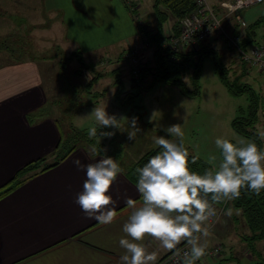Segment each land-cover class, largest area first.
Masks as SVG:
<instances>
[{
    "label": "crops",
    "instance_id": "1",
    "mask_svg": "<svg viewBox=\"0 0 264 264\" xmlns=\"http://www.w3.org/2000/svg\"><path fill=\"white\" fill-rule=\"evenodd\" d=\"M131 1L137 8L138 0ZM210 1L212 4L216 2ZM32 2L36 0H30V4ZM39 2L41 9H49V18L45 15V22L49 30L53 28L58 33L62 51H72V55L78 54V57H81L101 50H106L108 55L117 48H122L123 51L136 50L142 62L151 58L152 48L144 47L121 0ZM24 8L37 10L38 7L28 5ZM142 8L141 5L140 9ZM255 8L239 13V24L229 23L232 28H237L240 40L251 38L247 29L248 25L253 23L250 18H256ZM5 9L9 11L3 9L11 16L9 19L15 20L20 27L30 24L33 33L37 24L43 23L30 21L21 7L16 8L13 5L6 6ZM144 13L150 17L148 11ZM232 18L231 15L228 19ZM258 19H263L264 22L263 16L254 20ZM151 22L154 25V18H151ZM262 22L254 28L255 33L251 34L255 39L253 45L264 42ZM171 24H165V34L171 33ZM214 38L210 37L207 42L216 49L221 48L225 64L236 63L233 61L232 52L229 49L225 51L223 45L219 44L220 41ZM124 43L127 45L126 49L122 46ZM122 53L115 55L117 59H122ZM101 57V63L105 65L104 56ZM44 65L45 62L30 60L28 57L0 64V186L29 161L48 155L59 140L57 124L53 116L50 117L47 113V109L50 111L52 107L50 96L53 93L43 78ZM231 66L238 67L235 64ZM239 66L241 71L238 70L236 75L242 76L246 83H249L247 80L255 78L257 73L264 74V70H258L257 66H246L241 62ZM129 67L126 66L127 69ZM115 68L118 73L120 68ZM127 72L131 73L130 70ZM131 80L130 74L129 81ZM262 89L264 90V80L259 83L260 92ZM41 109L45 110L43 117H29L30 113ZM105 148L108 152L105 155L94 154L85 147L75 148L56 166L23 180L16 188L0 197V264H121L120 257L125 250L119 246V240L126 237L122 228L132 211L125 200L131 198L136 201L138 207L142 205V197L136 189V184L125 172L149 149L139 148L133 156L129 151L122 149L123 157H115L110 153V145L105 144ZM109 156L119 162L124 171L123 174H118L110 189V195L117 204L115 207H109H113L116 218L110 224H101L95 219L87 218L81 207L75 203L78 193L83 190L86 174L85 171L78 170L73 161L79 158L87 165L96 162L98 158ZM224 206L222 211L218 206L215 207L216 213H219L218 217H221L213 224L206 222L209 236H201L200 243L208 249L216 240L224 245V252L230 250V253L228 256L221 253L219 257L210 258L205 264H231L235 257H244L245 264H250L251 261L252 264H264V240L256 241L252 247H247L243 237L249 230L241 210L230 205L229 201ZM229 210L230 215L227 214ZM231 233L234 237H230ZM138 243H141L147 252L156 254L155 263L169 252L163 248L160 241L150 236ZM182 243L187 242L182 241L180 244Z\"/></svg>",
    "mask_w": 264,
    "mask_h": 264
},
{
    "label": "rangeland",
    "instance_id": "2",
    "mask_svg": "<svg viewBox=\"0 0 264 264\" xmlns=\"http://www.w3.org/2000/svg\"><path fill=\"white\" fill-rule=\"evenodd\" d=\"M39 1L36 0V2L30 4V0H0V26L2 28L0 30V64L23 59L31 55L51 57L50 60L47 59L49 61L45 62L43 78L47 83V87H50L53 93L50 96L52 105L50 111L60 120L62 127L66 131L69 130L71 132L73 129L78 128L77 130L88 132L91 127L97 128L99 125L95 121L92 111L95 107L105 108L109 115L115 114L118 119L121 118L119 130L106 128L107 131H115V136L118 135L115 142H118V144L122 143L125 152L129 151L128 153L133 156L136 155L139 148L140 150L142 148L151 149L158 146L154 143V138L158 136H165V138L179 143L178 138L169 136L164 132V129L169 126L179 125L184 133L183 144L188 148L189 153L206 161L212 169L218 166L221 159L220 149L215 145L216 138H227L233 142L243 138L246 142L258 144L253 139L237 134L231 126L232 119L236 115L245 116L247 114L249 105L252 104L253 96L247 91L240 95H233L227 90L215 73L213 55L205 54L202 58L201 72L198 79L199 95H188L185 93L186 91L191 93V90L195 87L190 70L183 76V86L161 81L147 82L143 80L141 87H135L129 81L130 74L127 72L130 69V59L128 58V61L123 60L126 54L129 53L128 50L123 51L122 48H117L115 52L108 55L106 50H101L96 53L90 52L81 57H74L71 54L72 51H62L60 49L62 46L58 42V33L53 28L49 30V26L45 22V15H47V19L49 18V9H45V7L41 9ZM152 2L154 0H138L136 3H139L140 6L142 5L143 8L140 9L138 5L134 11H131L125 6L124 0H121L123 7L133 21L143 45L147 41L145 31L150 29L152 31L153 29L151 18H154V6ZM19 4L21 5L19 6ZM13 5L16 8L21 7L23 13L29 16L28 19L30 21L43 22L42 24H37L35 33L31 31L32 26H29L30 24L26 23L28 25L20 27L15 20L9 19L11 16L8 15V9H5V7H12ZM28 5H35L38 8L37 10L24 8V6ZM255 7L254 15L256 18L260 16L264 18V0ZM3 9L7 11H3ZM147 11L150 17L144 13H147ZM3 14L6 16L2 17ZM240 16L241 14H233L230 24L240 23V20L237 19ZM256 18L250 19L254 22ZM137 21L142 22L143 25L138 26ZM262 23L264 24V22ZM228 30L231 33V29L229 28ZM122 46L125 49L127 48L125 43ZM218 50L221 54L220 57L223 59L224 52L220 51L221 48H218ZM118 53H122L121 60L115 56ZM101 56H104L105 65L101 63ZM223 61L225 63L226 60L223 59ZM233 61L236 63L226 64L231 69L228 79L232 83L234 80L244 82L242 76L233 79L234 75L238 74V70L239 72L241 71L238 58L234 56ZM233 64L238 65V67H232L231 65ZM247 65L254 66L251 64ZM115 66L121 69H119L118 73ZM258 70L261 69L259 68ZM99 73L101 75L91 85L86 87V83ZM117 76L120 78V84L115 83ZM263 80L264 74L261 75L259 73L256 74L255 78L247 80L256 94L258 122L255 126H247L246 128L256 132L257 135L264 132V90L262 89V92L259 90V83ZM118 89L121 90L120 93H117ZM131 92L137 93L136 96L126 98L127 94ZM133 117L137 119V127L140 130L136 131L135 140H129L128 132L135 131L131 127L130 122ZM82 139L88 140L86 138ZM259 140L262 142L261 149L264 150V138L259 135ZM224 205L225 203L218 205V209L222 211L225 207ZM218 216L219 213H217V218L220 219L221 216ZM217 218L212 224L216 222ZM230 237H234V234L231 233ZM212 245L210 246L211 248L224 246L216 240ZM224 250L222 251L223 256H228L230 250L225 252ZM209 259H206L205 262L209 261ZM245 263L244 257H235L231 264ZM252 263L253 261L250 264Z\"/></svg>",
    "mask_w": 264,
    "mask_h": 264
},
{
    "label": "clouds",
    "instance_id": "3",
    "mask_svg": "<svg viewBox=\"0 0 264 264\" xmlns=\"http://www.w3.org/2000/svg\"><path fill=\"white\" fill-rule=\"evenodd\" d=\"M95 121L101 129H120V119L109 115L105 108H94ZM128 139L135 140L137 119L133 117ZM169 136L154 138V143L162 149L148 162L137 169L139 173L136 189L142 197V205L137 206L134 199L127 198L126 205L131 214L124 223L119 246L125 250L121 264H155V253L147 252L138 243L146 236L161 242L163 248L172 251L182 241L190 246L182 257V264H196L206 254V247L200 243L201 236L208 237L206 222L216 215L214 204L233 201L240 197L241 190L247 189L259 195L264 190V150L254 142L241 138L235 142L218 137L215 145L220 149L221 159L215 169L203 174L192 171L190 163L195 164L198 156H191L183 144V131L179 125L164 129ZM97 135V128L88 130L89 137ZM115 131H101V137L111 138ZM264 138V132L259 133ZM215 159V157H213ZM78 170L85 171L83 190L78 193L77 203L86 217L101 224H110L116 218L113 207L117 202L110 195V189L123 169L112 158H98L94 163L83 164L79 158L73 161ZM113 207H109V206ZM227 214H231L230 210ZM130 237L131 239L127 238Z\"/></svg>",
    "mask_w": 264,
    "mask_h": 264
},
{
    "label": "trees",
    "instance_id": "4",
    "mask_svg": "<svg viewBox=\"0 0 264 264\" xmlns=\"http://www.w3.org/2000/svg\"><path fill=\"white\" fill-rule=\"evenodd\" d=\"M125 2V1H124ZM126 4V3H125ZM253 5L246 9H244L241 12H244L251 7L257 6ZM127 6V5H126ZM153 17H154V25L153 29L145 31L147 35V46L144 45V47H151L152 48V55L151 58L142 62L140 61V58L138 56V52L134 53V56L138 59L137 66L133 67V65L130 64V74L132 76V85L137 87L142 86V81L145 80L149 82H157L161 81L164 83L169 84H176L179 86H183V76L186 72H189V70L192 73V82L195 84V87L193 90H191V93H188V91H184L188 95H199V84L198 79L200 77L201 72V62L202 58L205 54H211L212 58L214 59V70L217 74L220 82L227 88V90L233 94V95H240L244 93L245 91L250 92V94L253 96L252 104L249 105V110L245 116L238 114L236 117L232 119L231 126L233 130L244 137H247L249 139L255 140L258 144V148H262V142L259 140V135H257L256 132L252 130H248L246 127L250 126L253 127L258 122V116H257V99L256 94L252 88V85L246 82H240L235 81L232 83L228 78L229 71L231 70L230 67H228L222 57H220L219 50L215 47L210 46V44L207 42V40L210 37H215L214 39H218L220 42L219 44L223 45V48L229 49L230 52L233 54V50L226 45L225 39L222 36L220 32L214 33L212 36H210L205 42L198 43L197 45L191 47V48H183L181 50H171L170 48L166 47L164 45V42L168 39V34L166 35L163 32V28L166 23H170L172 21L171 27V33L172 34H178L180 30V24L181 20L189 15L195 8V0H154L153 2ZM128 8V7H127ZM129 9V8H128ZM240 12V13H241ZM170 20V21H169ZM263 21V19L255 20L253 23L248 25L247 33H249L248 40L242 39L240 40V44L244 49H248L251 47L254 48L257 45L253 43L255 42V39L251 34L255 33V29L259 24ZM230 20L225 19L223 20V25L227 30L230 28L231 33L233 35L238 36V30L236 27L232 28V26L229 25ZM239 24V23H237ZM143 25L141 24L139 26ZM150 29V28H149ZM229 31V30H228ZM253 37V38H252ZM209 44V45H208ZM5 48V47H4ZM2 48V49H4ZM1 50V49H0ZM130 53L132 50H128ZM36 56V57H31ZM27 56L30 60H36V61H49L51 57H45L43 55H31ZM78 54H75L74 57H77ZM49 59V60H47ZM125 60L128 61L127 57H124ZM242 62V61H240ZM247 64L246 62H244ZM137 69V73L134 74L132 70ZM101 74H97V76H94V78H91L87 83L86 87L91 85V83L97 79ZM238 76L234 77L233 79L237 78ZM136 78V80H135ZM138 82L137 84H135ZM120 84V78L117 76L116 82ZM183 89V87H182ZM184 90V89H183ZM121 90H117V93H120ZM139 93V91H138ZM137 93H128L126 98H131L136 96ZM45 110H37L35 112H32L29 114V117L36 116L37 118L43 117ZM47 113L50 117L53 116L58 130H59V140L54 148L53 151L49 152L46 156H41L40 158L34 159L32 161H29L25 165H23L20 169L17 170L16 174L7 182H5L3 185L0 186V197L6 195L11 190L16 188L23 180H26L33 175L43 172L47 169H50L54 166H56L59 162L64 160L67 155L71 153L75 148L78 147H85L86 149L90 150L92 153L97 155H105L107 150H105V144H108L112 147L111 154H113L115 157H120L122 154V143L118 142L116 143L117 136H113L111 138L107 137H101L100 132L101 131H107L106 128L101 129L100 126L97 127V135L95 137H89L88 132H83L81 130L73 129L71 132L66 131L60 122V120L55 117L51 111H49V108L47 109ZM88 139L87 141L85 139ZM82 139V140H81ZM162 149L160 146H156L155 148H151L143 155H141L134 163H132L125 174L131 179L132 182L137 184L139 173L137 172L138 168L143 167L148 160L158 154ZM108 153V152H107ZM221 154V153H220ZM194 154L190 153L189 159L191 160V156ZM119 164V162H117ZM190 168L192 171L199 172L200 174H203L206 170L212 169V167L204 160H201L200 158L197 160L195 164L190 163ZM226 202H222L219 204H214V207L221 205ZM230 205H232L235 208H238L241 210L243 219L245 221L246 226L248 227V234H246L243 237V241L246 242L248 245L247 247H252V245L256 241L264 240V190L260 192L259 195L255 194L254 192L242 189L241 195L238 199L229 201ZM183 244V243H182Z\"/></svg>",
    "mask_w": 264,
    "mask_h": 264
},
{
    "label": "built area",
    "instance_id": "5",
    "mask_svg": "<svg viewBox=\"0 0 264 264\" xmlns=\"http://www.w3.org/2000/svg\"><path fill=\"white\" fill-rule=\"evenodd\" d=\"M129 10L134 11L135 7L131 0H124ZM263 0H218L211 3L210 0H195L194 10L181 20L178 34H168V39L164 45L171 50H181L185 47L191 48L198 43L205 42L214 33L220 32L225 39L226 45L233 50V56L239 61L246 62L264 70V42L251 49H244L240 44V38L230 33L223 25V20L228 19L233 14H239L244 9L259 4ZM138 26L141 22L137 21ZM167 35V34H166ZM147 46V43H144ZM135 50L127 53V59L133 67L137 66L138 59L134 56ZM105 61V60H104ZM103 64V63H102ZM135 69V68H134ZM134 74L137 69L132 70ZM217 218V213L210 218L208 222L212 223ZM187 243L180 244L176 249L166 253L155 264H182V259L178 260L177 253L180 257L189 251ZM222 246H214L206 249V254L196 261V264H203L208 258H216L221 255Z\"/></svg>",
    "mask_w": 264,
    "mask_h": 264
}]
</instances>
